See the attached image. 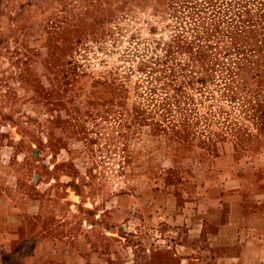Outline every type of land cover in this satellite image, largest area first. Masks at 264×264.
Here are the masks:
<instances>
[{
    "label": "rangeland",
    "instance_id": "374dc122",
    "mask_svg": "<svg viewBox=\"0 0 264 264\" xmlns=\"http://www.w3.org/2000/svg\"><path fill=\"white\" fill-rule=\"evenodd\" d=\"M245 204L264 207V0H0V264L202 249Z\"/></svg>",
    "mask_w": 264,
    "mask_h": 264
},
{
    "label": "crops",
    "instance_id": "0c3cea01",
    "mask_svg": "<svg viewBox=\"0 0 264 264\" xmlns=\"http://www.w3.org/2000/svg\"><path fill=\"white\" fill-rule=\"evenodd\" d=\"M242 209L239 216L230 211L226 217L218 216L215 226L206 232L204 248L200 249L199 242L191 244L187 237L185 241L182 237L174 247L170 244L163 248H148L149 255L152 251L165 252L167 258L164 260L151 259L148 255L147 259H133L132 264H264V207L249 210L245 204ZM248 223L251 227L247 226ZM196 231L198 236L200 229ZM98 263H103V259L88 261V264Z\"/></svg>",
    "mask_w": 264,
    "mask_h": 264
}]
</instances>
